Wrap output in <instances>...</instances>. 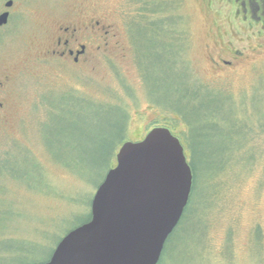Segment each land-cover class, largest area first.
<instances>
[{
    "label": "rangeland",
    "instance_id": "obj_1",
    "mask_svg": "<svg viewBox=\"0 0 264 264\" xmlns=\"http://www.w3.org/2000/svg\"><path fill=\"white\" fill-rule=\"evenodd\" d=\"M6 1L0 0V13L8 11L0 25V264L46 261L68 231L89 220L93 194L119 146L153 125L176 135L193 167L196 220L187 225L188 246L176 248L198 249L196 264H264V31L239 30L235 19L229 26L225 4L169 0L173 6L143 19L171 17L178 29L164 34L165 42L159 31L140 29L138 47L129 25L145 11L136 0H11L5 7ZM95 20L116 36L97 39L101 47L90 48L86 64L49 53L59 26ZM193 81L211 94L198 88L192 96ZM72 97L92 104L60 113ZM190 98L201 102L182 100Z\"/></svg>",
    "mask_w": 264,
    "mask_h": 264
},
{
    "label": "water",
    "instance_id": "obj_2",
    "mask_svg": "<svg viewBox=\"0 0 264 264\" xmlns=\"http://www.w3.org/2000/svg\"><path fill=\"white\" fill-rule=\"evenodd\" d=\"M7 17L8 11L0 13V25ZM191 188V167L169 128L155 127L139 141H125L93 194L89 220L35 264H157Z\"/></svg>",
    "mask_w": 264,
    "mask_h": 264
},
{
    "label": "flooded vegetation",
    "instance_id": "obj_3",
    "mask_svg": "<svg viewBox=\"0 0 264 264\" xmlns=\"http://www.w3.org/2000/svg\"><path fill=\"white\" fill-rule=\"evenodd\" d=\"M212 2H215L216 4H219L221 6L225 4L226 10H222L221 12L224 15H229V17L226 16V19L224 20V22H226L229 26H231V24L228 21L235 19L234 23H232V26L233 24H235L236 20L240 21V23L243 24L242 27L240 26L239 30L246 29V31H252L255 28L257 29V33L264 31V0H207V6H211L210 3ZM140 11L142 12L143 10L141 9ZM214 12L217 15L221 16L218 12ZM156 14L152 15L155 16ZM153 16L150 19H143L145 17V15L143 14L138 23L134 22L129 25L131 38H137L138 47L141 46H139L138 44V42L140 41V29H144L145 33H147L148 35L154 34L156 31H159V34L168 33L169 35H171L170 33H174L170 31L172 29L174 30L175 28L171 21H169L171 20V17L153 18ZM157 22H159V24ZM156 26L162 27L163 29L156 30L154 28ZM56 30L60 31L61 33L56 36L53 42V48H51L49 53L55 56V58L60 61H65L66 59H68L73 65L87 63L90 48L92 50H95L101 47V45L97 43V39L100 42L105 41L106 43L107 39L115 38L116 36V33L114 31H112L110 28L106 29V27L100 25V23L96 20L94 21V23H90L89 21L86 25H77L73 27L59 26ZM105 43L103 44L107 46V44ZM231 54L233 56H241L242 52L232 50ZM221 62L227 66H230L232 64L231 60L223 59L221 60ZM3 87L4 83L0 82V112H2L4 109V101L2 100L1 95V93L3 92ZM161 126L167 127L165 125H153L151 128L147 129L145 134L140 136L139 139L135 141L143 139L148 131H150L152 128Z\"/></svg>",
    "mask_w": 264,
    "mask_h": 264
},
{
    "label": "trees",
    "instance_id": "obj_4",
    "mask_svg": "<svg viewBox=\"0 0 264 264\" xmlns=\"http://www.w3.org/2000/svg\"><path fill=\"white\" fill-rule=\"evenodd\" d=\"M136 1L141 3V6L143 7V10L145 11V13H143L145 16L147 15L146 12H148V14H156V13H159L160 11H162L166 6H173L169 2V0H136ZM175 28L178 29V27H175ZM160 29H163V28L160 27ZM177 29H176V31H178ZM162 36H164V34H161L159 36V38L164 41V38ZM169 42H171V40ZM169 42L167 44H169ZM192 83H196V82L193 81ZM193 88L194 89L191 92L192 96H197L198 94H200L201 90H199L198 88H201L202 90L210 93L207 90V88H204L201 85H198L197 83H196V85L193 86ZM182 100L184 102H186L188 106L192 105V107L198 106L199 103L201 102V100L195 101L193 98L182 99ZM179 101H181V100H179ZM85 103L92 104V102H88V101H85V100H82V99H77L76 97H72V99L64 100L63 101V105L62 104L59 105V109H60L59 112L60 113H62V112L63 113L70 112L72 106H74L75 109L82 108L83 104H85ZM165 104L167 105L166 101H165ZM169 107L172 108L171 106H169ZM172 110H174V112H176L178 114H182V116H183V112L181 111V109L172 108ZM202 111H204V113L206 114L208 112V108H203ZM121 114L124 117V114L122 112H121ZM207 115H209V117H214V118L216 117V116L212 115L211 111H209L207 113ZM184 120H186V119H184ZM260 126H261V128H263V123H261ZM191 169H193V167H191ZM195 188H196L195 187V178L192 175V188H191V193H190L188 204L186 205V207H185V209L183 211V214H182L177 226L175 227V229L172 231V233L167 238V240H166V242L164 244L161 256H160L159 261H158L157 264H176L173 261L174 259H176L175 251H177L179 253V258L178 259L182 260V264H196L197 258L195 256H197V254H199L198 253V249L193 250V252H192L193 254H192L191 251H186L185 253H183L182 249H180L179 247H178V249L176 248V245L178 243H182V242H183V245H180V246H183L184 248L188 246L187 245V242H188L187 240H189L190 237H188V234L186 233L187 225L190 224V223L192 224V222L194 220V217L196 216V212H197V209H196L197 208V202L195 200V195H194ZM89 218H90V214H89ZM195 220H196V217H195ZM189 253H191V256H189V260H188V258H186V257H188Z\"/></svg>",
    "mask_w": 264,
    "mask_h": 264
}]
</instances>
